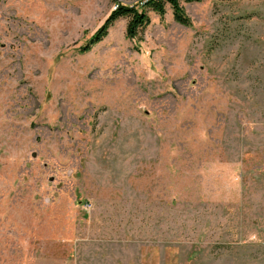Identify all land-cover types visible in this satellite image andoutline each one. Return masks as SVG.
<instances>
[{
	"label": "rangeland",
	"instance_id": "374dc122",
	"mask_svg": "<svg viewBox=\"0 0 264 264\" xmlns=\"http://www.w3.org/2000/svg\"><path fill=\"white\" fill-rule=\"evenodd\" d=\"M183 6L0 0V264H264V0Z\"/></svg>",
	"mask_w": 264,
	"mask_h": 264
},
{
	"label": "trees",
	"instance_id": "16d2710c",
	"mask_svg": "<svg viewBox=\"0 0 264 264\" xmlns=\"http://www.w3.org/2000/svg\"><path fill=\"white\" fill-rule=\"evenodd\" d=\"M116 8L107 18L101 28L92 36L88 43L82 48L83 52H89L92 48L102 42L109 34L110 29L122 18L129 20L127 37L135 39L141 30L151 23L148 10L154 11L160 17H164L167 7H170L174 20L186 27L192 26V20L187 14L183 4L200 3L203 0H141L136 4L125 5L119 0H113Z\"/></svg>",
	"mask_w": 264,
	"mask_h": 264
},
{
	"label": "built area",
	"instance_id": "2783aa9c",
	"mask_svg": "<svg viewBox=\"0 0 264 264\" xmlns=\"http://www.w3.org/2000/svg\"><path fill=\"white\" fill-rule=\"evenodd\" d=\"M92 207H93V205H92L91 202H87L86 205H85V208H86L87 210L92 209Z\"/></svg>",
	"mask_w": 264,
	"mask_h": 264
}]
</instances>
